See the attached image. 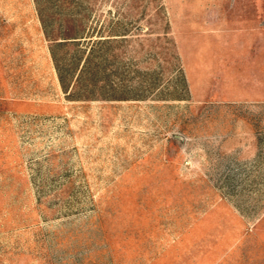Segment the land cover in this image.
Wrapping results in <instances>:
<instances>
[{"label": "rangeland", "instance_id": "374dc122", "mask_svg": "<svg viewBox=\"0 0 264 264\" xmlns=\"http://www.w3.org/2000/svg\"><path fill=\"white\" fill-rule=\"evenodd\" d=\"M85 4L124 35L65 91L35 0H0V264H264V0Z\"/></svg>", "mask_w": 264, "mask_h": 264}, {"label": "trees", "instance_id": "16d2710c", "mask_svg": "<svg viewBox=\"0 0 264 264\" xmlns=\"http://www.w3.org/2000/svg\"><path fill=\"white\" fill-rule=\"evenodd\" d=\"M48 1L51 3L49 5L54 8L53 15L44 16L43 9L46 5L45 2L48 4ZM48 1L35 0L43 31L48 39L51 40L50 53L62 89L65 91L68 90L70 83L72 82V78L71 80H68V78L70 74L71 77H73L72 73L74 69H76L75 71L77 72L74 82L78 81L79 84L81 83V85L85 88L87 86H96L97 76L99 75L101 64L103 62L105 64L106 62L108 63V66H112L114 61L110 58L114 55L109 48V45L113 41L117 42L116 39H120L124 34H109L110 36H119L120 38L109 37L103 39H92L91 34L96 27H92L91 25L87 27V20L92 14V9L87 7L85 4L88 0ZM55 18L59 21L62 20L63 23H59V31L53 35L50 34V28L53 23V19L55 20ZM120 26L124 27L126 25L121 22V19L116 17V19H112L108 25H101L97 33L105 32L104 30L106 28L110 30L109 32H111ZM123 32H125V29ZM82 41H87L86 44H89V47L88 49L85 46L83 48L80 47L76 49L78 57H76L72 63H69L70 61L68 62V59H62L57 56L56 49L58 47L79 45ZM109 86L112 87V84L110 83Z\"/></svg>", "mask_w": 264, "mask_h": 264}]
</instances>
